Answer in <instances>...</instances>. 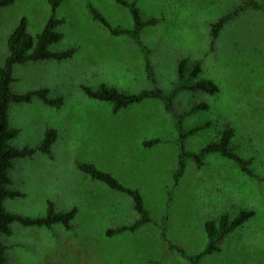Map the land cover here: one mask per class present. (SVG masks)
<instances>
[{"label": "rangeland", "instance_id": "rangeland-1", "mask_svg": "<svg viewBox=\"0 0 264 264\" xmlns=\"http://www.w3.org/2000/svg\"><path fill=\"white\" fill-rule=\"evenodd\" d=\"M126 1L134 3L142 19H157L139 34L149 51L154 82L146 76L140 46L126 35H112L92 18L89 7L111 27L131 29L129 10L115 0H59L54 17L62 21L57 26L62 39L52 49L74 47L75 54L61 62L14 68L15 92L46 87L51 96L63 98V105L49 107L37 98L11 104L9 122L18 130L13 146L34 147L51 127L58 138L51 158L36 152L14 162L11 188L23 196L6 199L4 206L27 217L44 216L47 201L58 211L77 212L70 229L13 223L12 234L2 237L7 264H190L169 243L196 255L206 244L204 222L222 214L233 218L241 210L254 215L199 264H264V0H253L262 7H247L227 22L214 43L210 25L246 0ZM50 15L48 0H15L0 8V65L7 38L21 18L35 37ZM181 58L199 62L200 77L218 87L212 95L180 92L173 100L176 114L207 105L181 118L182 131L207 124L185 138L184 151L196 153L232 128L230 148L250 160L252 176L233 161L210 154L201 167L187 159L175 185L182 146L176 120L162 102L147 99L114 113L110 103L88 98L82 90L102 83L125 93L168 91ZM151 140L158 143L144 146ZM86 163L137 190L150 221L133 232L106 235L138 217L131 198L78 169Z\"/></svg>", "mask_w": 264, "mask_h": 264}, {"label": "trees", "instance_id": "trees-1", "mask_svg": "<svg viewBox=\"0 0 264 264\" xmlns=\"http://www.w3.org/2000/svg\"><path fill=\"white\" fill-rule=\"evenodd\" d=\"M48 1L51 7V15L42 31L35 37H32L27 31L25 18H21L7 38V55L0 65V264H7V247L3 244L2 237L12 234L11 225L13 223L17 222L25 227L45 228H51L55 224H61L66 229H70L72 227L71 223L77 212L76 208H72L68 211H58L50 201H47V209L44 216L27 217L9 212L4 206L6 199L23 196L18 190L11 188V171L14 167V162L20 159L31 158L36 152L51 158V148L58 138L57 130L51 127L44 131L42 139L34 147H15L12 141L18 134V130L12 127L9 122L11 104L30 103L34 98H37L44 105L49 107L60 108L63 105V98L61 96H51L50 90L46 87L28 90L22 93H17L12 89V84L15 82L14 68L17 65L23 66L28 63L44 61L61 62L71 59L76 52L74 47L63 50L52 49V46L62 39V35L57 31V26L62 21L54 17V13L59 5V0ZM115 1L129 10L133 21L131 29L111 27L96 9L89 7L92 18L108 28L112 35H126L140 46L143 53L146 76L149 80L154 82V71L149 58V51L140 42L139 34L144 27L155 25L157 19L148 18L144 20L141 18L134 3L127 2L126 0ZM14 2L15 0H0V8L9 6ZM247 7L259 9L262 5H259L253 0H246L232 11L220 17L216 22L210 25L211 43L216 41L224 25L242 13ZM200 74L201 66L199 62L190 63L186 58H181L176 63V82L168 91L154 88L151 90H142L138 93H125L116 87L102 83L95 88L82 86V90L88 98L110 103L114 113L147 99L161 101L164 109L171 113L176 120L180 144L182 146L186 137L194 135L199 130L206 127L207 124L197 125L191 127L187 131H182L180 127L181 118L197 110L207 109V105L203 103L196 104L182 114H176L173 110V100L180 92L200 91L210 95L218 92L217 85L210 79L201 78ZM233 136V129L225 128L222 130L217 141L208 143L196 153L186 152L182 146L178 155L177 167L173 172L175 185L184 174L187 159H191L197 167H201L204 158L210 154H219L233 161L243 173L252 176V172L249 168L251 163L250 160L239 157L230 148ZM156 143H158V140L145 141L144 146L150 147ZM77 167L90 179L103 183L111 190L124 193L132 200V207L138 218L130 225L107 230L106 235L113 236L123 232H133L150 221V216L145 209L143 199L137 190L123 186L109 173L97 169L93 164H79ZM253 215L254 212L251 210H241L233 218H230L226 214H222L216 221H205L203 229L206 237V244L202 251L196 255H188L184 249L171 243H169V247L175 250L190 264H199L202 257L219 251L220 243L235 229L251 219Z\"/></svg>", "mask_w": 264, "mask_h": 264}]
</instances>
